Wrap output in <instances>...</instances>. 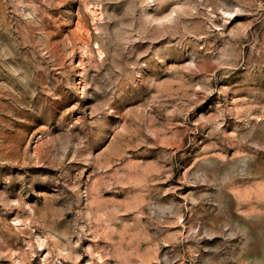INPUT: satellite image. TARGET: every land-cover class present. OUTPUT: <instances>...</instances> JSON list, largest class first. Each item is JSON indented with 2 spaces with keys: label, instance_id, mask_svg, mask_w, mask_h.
Here are the masks:
<instances>
[{
  "label": "rangeland",
  "instance_id": "obj_1",
  "mask_svg": "<svg viewBox=\"0 0 264 264\" xmlns=\"http://www.w3.org/2000/svg\"><path fill=\"white\" fill-rule=\"evenodd\" d=\"M0 264H264V0H0Z\"/></svg>",
  "mask_w": 264,
  "mask_h": 264
}]
</instances>
